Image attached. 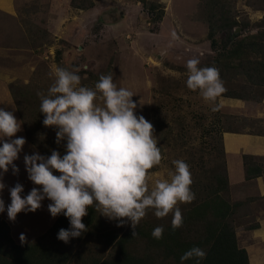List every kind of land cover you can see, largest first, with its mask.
I'll list each match as a JSON object with an SVG mask.
<instances>
[{"label":"rangeland","instance_id":"1","mask_svg":"<svg viewBox=\"0 0 264 264\" xmlns=\"http://www.w3.org/2000/svg\"><path fill=\"white\" fill-rule=\"evenodd\" d=\"M151 1L164 5V15L159 23H153L138 0H96L87 11L72 8L69 0H15L14 20L7 29L2 26L3 16L0 18V72H6L3 80L7 82V88L11 82L23 87L21 89L27 92L25 98L28 97L37 108L40 104L37 93H46L52 83L49 73L56 66L76 71L81 77V85L86 87H94L93 83L87 82L90 73L111 74L118 87L135 93L131 98L137 104L135 114L151 122L154 135L158 137L164 158L159 166L150 170V186L156 179L168 178L174 159H182L189 165L194 182L203 177L212 159L216 160L219 138L224 132L264 131V117H257L264 112V105L220 96L219 110L212 111V105L205 103L198 92L188 90L186 62L195 58L200 61L199 66L204 67L215 54V48L207 38L204 2ZM259 7L258 0L233 1L235 19L249 21L244 29L237 25L235 33L244 35L256 30V23L262 18ZM110 11L112 15H109ZM121 14L124 15L122 18ZM217 36L220 40V35ZM221 80L224 88L239 87L236 77ZM9 96L5 100L7 109L12 111L16 107ZM55 132L50 131V134ZM22 137L29 148V151L22 149L24 155L40 152L24 133ZM56 151L63 156L66 149ZM41 154L47 157L51 153ZM13 163L19 169L17 174H13L9 166L8 171L0 175L5 184L0 191L5 211L0 212V216L7 219L16 242H20L21 233L28 241L44 233L55 219L47 210L51 202L47 198L35 212L22 211L15 221L8 219L9 189L16 183L22 184L23 197L31 188L40 187L28 179L24 164L17 160ZM53 173L59 175L55 170ZM238 187H230L233 200L244 195L238 193ZM255 204L258 205L254 213L238 219L242 228L237 229L240 244L257 245L262 241L242 226L256 219L258 212L264 213V198L256 199ZM105 219L118 227L116 220Z\"/></svg>","mask_w":264,"mask_h":264},{"label":"clouds","instance_id":"2","mask_svg":"<svg viewBox=\"0 0 264 264\" xmlns=\"http://www.w3.org/2000/svg\"><path fill=\"white\" fill-rule=\"evenodd\" d=\"M199 65L195 58L186 62V87L198 92L205 103L212 105L211 110L217 111L218 98L225 92L219 69ZM49 76L52 83L46 93H37L39 112L44 116L43 125L56 129L55 142L66 141V152L63 156L56 150L47 157L36 152L24 155L28 179L40 187L31 188L23 197L22 184L11 187L8 219L15 221L22 211L35 212L47 198L51 201L47 205L50 215L54 218L63 214L69 220L70 227L57 233V239L64 243L88 230L82 218L89 207L116 220L118 227L130 224L132 236L137 235L135 230L149 210L157 219L171 214L173 231L182 227L179 205L195 199L190 167L184 160L174 159L168 178L156 179L150 186V170L159 166L164 157L152 123L135 114L137 104L131 99L135 93L118 87L111 74H101L94 87L82 86L76 71L60 66ZM20 130L21 123L13 113L0 108V175L9 166L13 174L19 172L13 162L26 140L13 137ZM4 187L0 180V191ZM4 211L5 204L0 199V212ZM163 233L160 225L151 236L160 240ZM20 242H26L23 233ZM205 257L206 252L194 246L180 256V261L200 264Z\"/></svg>","mask_w":264,"mask_h":264},{"label":"trees","instance_id":"3","mask_svg":"<svg viewBox=\"0 0 264 264\" xmlns=\"http://www.w3.org/2000/svg\"><path fill=\"white\" fill-rule=\"evenodd\" d=\"M95 1L69 0V5L87 11ZM138 1L153 23L161 21L162 3ZM233 1L203 0L207 38L215 48V54L205 66L218 68L221 79H238L239 87L225 88L221 96L261 102L264 97V0H258L262 18L256 23V30L244 35L235 33V27L244 29L249 21L235 19ZM100 75L90 73L87 82L95 84ZM21 88L14 82L8 85L27 140L44 155L64 148L66 141L55 142V133L51 135L50 131L56 129L43 125L44 116L39 107L25 98L27 92ZM219 144L216 160L212 159L203 177L191 184L195 199L179 205L183 225L175 231L171 228V214L157 219L149 210L135 230L137 235L132 236L130 225L114 227L89 207L88 214L82 218L88 230L81 236L70 238L68 243L57 239L59 229L70 227L69 220L60 214L44 233L21 244L13 239L9 224L0 217V264H182L180 256L194 246L206 252L200 264H250L247 250L238 242L237 229L241 228L238 219L254 213L256 199L260 197L231 198L222 137ZM242 159L246 180L264 175V156L242 154ZM160 225L164 227L163 238L156 240L151 232ZM242 226L244 230H253L260 223L254 219ZM183 264L195 262L187 260Z\"/></svg>","mask_w":264,"mask_h":264},{"label":"crops","instance_id":"4","mask_svg":"<svg viewBox=\"0 0 264 264\" xmlns=\"http://www.w3.org/2000/svg\"><path fill=\"white\" fill-rule=\"evenodd\" d=\"M15 12H16L15 0H0V18L1 16H3L2 26H4L5 29H7L10 26V24L13 22L14 20L13 17L15 15ZM2 49L3 48H1V50ZM5 73H6L5 71L0 72V108H3L4 110L9 111L7 109V104H6L5 99L7 95L9 96L10 92H7V89H8L7 82L3 80V74ZM261 105H264V97L261 101ZM16 111L17 110L15 108L11 112L16 117V119L21 123V130L15 134L13 139L16 137H22V134L24 133L22 122L20 120L18 113H16ZM261 115L264 117V112L260 113L257 117H260ZM222 142H223V148L226 152V157H228V159L226 157L225 159L227 162V169L229 172L231 186L232 187L234 185L237 187L239 186L238 193L244 194L242 197L240 196L241 197L240 199H243L247 196H257V197L263 198L264 197V175L256 177L254 179L246 180L244 178V166H243L242 154H249L255 157L264 156V131H252V132L251 131H237V132L226 131L222 135ZM27 147L28 146L24 144L22 149L24 150V148H26V151L27 150L29 151V148ZM39 154L41 153L39 152ZM18 156L19 158L16 160L24 164V160H23L24 152L21 151L18 154ZM244 189L246 190V192L244 191ZM0 217L3 218L8 223L6 218H4L2 215ZM55 218L56 217H54V219ZM256 220H259L260 227L257 229L250 230V232L253 233V236L256 239L262 238V241L259 242L257 245L240 244L239 234L237 232L238 242L240 246L244 247L247 250L250 264H264V232H263L264 231V213L258 212V214L256 215ZM10 231H11V228H10ZM17 243H21V242H17Z\"/></svg>","mask_w":264,"mask_h":264},{"label":"flooded vegetation","instance_id":"5","mask_svg":"<svg viewBox=\"0 0 264 264\" xmlns=\"http://www.w3.org/2000/svg\"><path fill=\"white\" fill-rule=\"evenodd\" d=\"M113 14V12L112 11H110V14L109 15H112Z\"/></svg>","mask_w":264,"mask_h":264},{"label":"water","instance_id":"6","mask_svg":"<svg viewBox=\"0 0 264 264\" xmlns=\"http://www.w3.org/2000/svg\"><path fill=\"white\" fill-rule=\"evenodd\" d=\"M123 16H124L123 14L120 15L121 18H122Z\"/></svg>","mask_w":264,"mask_h":264}]
</instances>
